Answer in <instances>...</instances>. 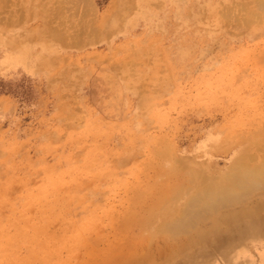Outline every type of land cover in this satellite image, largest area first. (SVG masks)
<instances>
[{
    "label": "rangeland",
    "instance_id": "rangeland-1",
    "mask_svg": "<svg viewBox=\"0 0 264 264\" xmlns=\"http://www.w3.org/2000/svg\"><path fill=\"white\" fill-rule=\"evenodd\" d=\"M240 163L264 164V0H0V264H92Z\"/></svg>",
    "mask_w": 264,
    "mask_h": 264
},
{
    "label": "bare ground",
    "instance_id": "bare-ground-1",
    "mask_svg": "<svg viewBox=\"0 0 264 264\" xmlns=\"http://www.w3.org/2000/svg\"><path fill=\"white\" fill-rule=\"evenodd\" d=\"M10 57L7 55L6 59ZM184 182L195 191V198L186 200L184 210L160 211L161 207H165L169 193L163 194L158 204H142L141 212L138 209L139 214L120 219L117 230L124 229L123 226H139L138 228L146 231L150 224L144 213H150L153 218L161 221L158 228L146 235L132 229L133 240L124 244L123 249L118 252L114 250L121 247L119 243L106 244L102 250L94 247L93 250L97 251L94 256L100 258L93 259L92 264H188L192 257L205 260L209 253L216 252L220 255L213 264H243L249 259L244 251H251L250 247L259 251V264H264V189L258 187L264 183V164L252 167L240 163L216 180H206L200 170L193 169ZM173 184L175 183L171 186ZM186 186L184 187L187 188ZM257 188L259 191L251 193L248 200H240L245 192H253ZM174 189L178 191L177 187ZM235 202L240 203L237 209H227ZM247 237L250 238L251 245L238 247V242ZM153 240L161 243L160 247H156L158 258L161 259L159 262L156 259L149 260L151 257L144 251L147 244H143Z\"/></svg>",
    "mask_w": 264,
    "mask_h": 264
}]
</instances>
